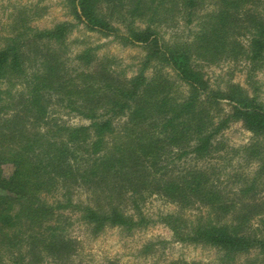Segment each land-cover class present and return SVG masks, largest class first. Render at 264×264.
Listing matches in <instances>:
<instances>
[{"label": "trees", "instance_id": "trees-1", "mask_svg": "<svg viewBox=\"0 0 264 264\" xmlns=\"http://www.w3.org/2000/svg\"><path fill=\"white\" fill-rule=\"evenodd\" d=\"M65 2L73 20L39 28L22 11L0 46V264H41L46 256L76 252L68 235L71 211L93 233L132 232L160 221L176 240L214 247L225 261L253 250L264 256V207L239 210L243 198L264 194V101L255 79L264 73V0ZM80 26L141 47L136 69L126 74L128 66L100 54L98 44L73 58L86 69L72 70L62 57ZM164 27L178 30L167 39ZM25 46H36L32 71ZM222 60L247 63L250 90L236 82L211 86L202 63ZM221 99L232 103L231 111ZM53 103L89 123L49 121ZM237 121L252 138L234 147L220 135ZM189 156L210 164L177 166ZM236 156L256 167L242 177L233 173L229 180L237 185L228 189L216 163ZM5 164L12 166L8 176ZM74 186L86 189L87 201L73 199ZM59 190L61 198H46ZM153 195L207 213L152 219L141 202Z\"/></svg>", "mask_w": 264, "mask_h": 264}, {"label": "rangeland", "instance_id": "rangeland-1", "mask_svg": "<svg viewBox=\"0 0 264 264\" xmlns=\"http://www.w3.org/2000/svg\"><path fill=\"white\" fill-rule=\"evenodd\" d=\"M22 11L27 17L28 24L39 28L52 27L63 20H73L65 0H0V46L5 43L4 38L11 34L14 21L18 19ZM163 29L167 39L174 36L176 30H178L177 28L167 27ZM67 44V51L62 58L72 70L86 69L85 64L77 62L73 58L88 45L101 44L102 46L98 52L114 56L124 66H128L126 69L128 75L136 69L139 57L144 53L139 46H123L112 40L111 37H103L97 32L85 29L83 26L75 29L69 35ZM35 48L36 46L24 47L28 68L31 71L36 69L37 66L36 60H34ZM40 48L46 49L47 46H40ZM247 66L244 61L222 60L216 63L203 62L202 70L213 88L225 89L229 83L236 82L250 90V86L247 84ZM255 79L260 80L259 96L264 101V73H257ZM220 102L224 111H231L232 103L227 99H221ZM51 109L54 112L52 116H49V121H58L67 125L89 123V120L67 112L57 103L51 104ZM122 122L123 119L116 121L115 124L118 129L122 127ZM220 137L228 145L238 147L249 143L252 133L244 128L241 122L237 121L232 122ZM217 160L216 166H220L224 183L225 180L228 181V189H233L237 185L233 180H229L232 179L231 175L233 173L238 172L237 176L242 177L244 174H251L256 167L255 163H246L243 158L237 156L229 160V163L222 158ZM222 163H228L226 168ZM176 164L181 168L194 165L203 168L210 163L207 160L197 162L189 156L177 161ZM3 171L8 176L12 171V166L5 164ZM60 193H62V190L55 191L47 195L46 198L53 201L54 198H61ZM88 194L82 186L72 187V197L75 201H87ZM255 205L264 207L263 193L255 197L243 198L239 210L246 211ZM141 209L146 216L152 219H158L160 214L169 212L181 213L189 219L194 218L199 213H207V209L198 204L184 210L180 209L177 203L160 195L147 196L141 202ZM78 214L76 211L69 212L72 224L68 226V235L77 241L76 252L63 259L46 256L41 264H171L176 260L200 262L201 264H264V256L257 250L238 255L234 260L225 261L222 252L214 247L176 240L172 230L160 221L151 223L147 227L137 228L132 232L124 231L118 227H106L102 232L93 233L90 227L77 220ZM260 217L256 216L252 219L253 228H257ZM62 220L59 219V223H62Z\"/></svg>", "mask_w": 264, "mask_h": 264}]
</instances>
